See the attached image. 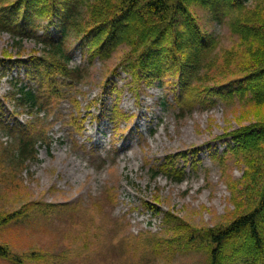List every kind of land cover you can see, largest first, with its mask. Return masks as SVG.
<instances>
[{
	"label": "rangeland",
	"instance_id": "1",
	"mask_svg": "<svg viewBox=\"0 0 264 264\" xmlns=\"http://www.w3.org/2000/svg\"><path fill=\"white\" fill-rule=\"evenodd\" d=\"M247 5L242 13H254L256 38L232 29L237 10L224 9L216 24L207 9L191 5L201 30L214 37L191 91L178 87V63H168L163 87L138 79L120 64L129 48L94 65L72 60L70 67L85 68L76 82L61 76V91L80 101L83 124L70 116V101L72 108L57 100L47 117L24 126L9 96L16 68L0 74V264H210L209 233L249 211L264 184V141L251 152L231 139L256 123L264 127V102L221 95L264 66V0ZM43 9L46 17L34 24H49L50 8ZM35 38L0 32V59L37 54ZM68 47L77 55L75 40ZM208 87L216 92L208 95ZM113 104L120 109L111 115L114 129L107 119ZM244 240L224 246L226 264L235 263Z\"/></svg>",
	"mask_w": 264,
	"mask_h": 264
},
{
	"label": "trees",
	"instance_id": "2",
	"mask_svg": "<svg viewBox=\"0 0 264 264\" xmlns=\"http://www.w3.org/2000/svg\"><path fill=\"white\" fill-rule=\"evenodd\" d=\"M250 1L255 0H16L10 3L4 0L0 2V32H8L20 39L35 36L38 42H42L43 50L41 55L27 58L11 60L3 57L0 59V73L5 74L12 67L24 69L27 83H36L37 89L24 84L19 87L20 80L16 77L11 80L13 91L9 92V96L17 107L38 114L57 102V99L48 101L46 96L54 94L57 97L55 90L58 91L59 76L63 79L66 75L78 77L77 73L70 72L66 67L70 57L67 47L75 40L88 50L89 56L102 60H108L121 48H129L125 60L120 64L126 63L125 67L138 79L161 87L164 85L162 75L170 70L168 63H178V87L184 92L191 91L204 63V52L214 41L213 36L201 30L191 5L197 3L207 9L216 24L223 21L226 14L224 9L230 12L237 10L236 19L230 22L231 27L243 35V39H247L257 36L255 29L249 27L252 23L249 16L253 17L254 13H242ZM44 4L50 8L48 15L51 20L47 21L49 24L46 26L34 24L33 19L46 17ZM88 9L90 14L83 17V11ZM15 18H19L21 23H13ZM50 27L54 28L55 34L49 31ZM39 30L43 31L41 35H38ZM16 43H21V40ZM179 52L184 56L182 60ZM43 87L47 94L40 89ZM204 90L208 95L216 92L215 87ZM233 94L249 96L258 104L264 102V66L239 82L237 89L221 93L223 97ZM207 103L199 102L203 106ZM231 139L240 150L253 152L264 141V127L256 123L234 132ZM252 166L257 167L255 164ZM254 173L255 176L248 182L250 190L257 180L258 171ZM172 180L183 181L182 178ZM248 208L249 211L237 216L224 229L209 233L213 246L210 264H226L227 257L223 256L222 249L239 237H245V240L235 247L233 262L264 264V184ZM4 255L5 250L0 247V256Z\"/></svg>",
	"mask_w": 264,
	"mask_h": 264
}]
</instances>
